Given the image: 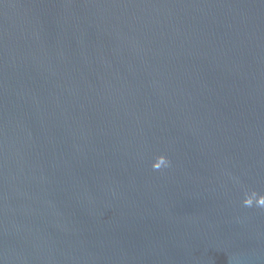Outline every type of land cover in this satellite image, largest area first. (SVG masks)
Segmentation results:
<instances>
[{"label":"water","instance_id":"water-1","mask_svg":"<svg viewBox=\"0 0 264 264\" xmlns=\"http://www.w3.org/2000/svg\"><path fill=\"white\" fill-rule=\"evenodd\" d=\"M0 264H264V0H0Z\"/></svg>","mask_w":264,"mask_h":264}]
</instances>
